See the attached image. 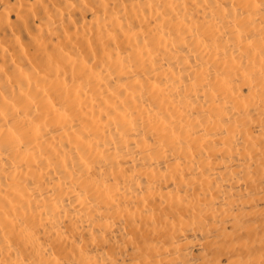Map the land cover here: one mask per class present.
<instances>
[{
    "label": "bare ground",
    "instance_id": "1",
    "mask_svg": "<svg viewBox=\"0 0 264 264\" xmlns=\"http://www.w3.org/2000/svg\"><path fill=\"white\" fill-rule=\"evenodd\" d=\"M0 264H264V0H0Z\"/></svg>",
    "mask_w": 264,
    "mask_h": 264
}]
</instances>
